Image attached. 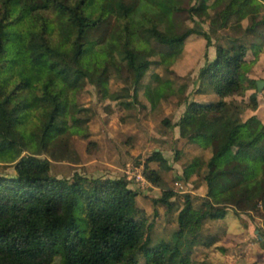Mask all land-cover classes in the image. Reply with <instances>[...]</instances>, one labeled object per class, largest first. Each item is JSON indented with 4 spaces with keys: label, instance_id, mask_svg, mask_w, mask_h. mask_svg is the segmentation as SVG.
Listing matches in <instances>:
<instances>
[{
    "label": "trees",
    "instance_id": "trees-1",
    "mask_svg": "<svg viewBox=\"0 0 264 264\" xmlns=\"http://www.w3.org/2000/svg\"><path fill=\"white\" fill-rule=\"evenodd\" d=\"M223 1L198 0L189 9L205 13L220 28L235 22L244 33L264 24V0H225L218 8ZM211 7L213 14L208 12ZM184 8L182 0H0V162L13 163L15 170L0 174V264H124L138 263L139 255L144 258L141 264H165L182 253L179 241L151 243L146 232L151 222H145L138 192L124 176L58 177L37 151L70 128L64 122L68 88L80 85L89 73L104 84L114 52L135 70L139 83L154 61H134L132 49L141 38L163 47L148 52L158 53L161 62L172 59L191 33L211 44V35L203 29L178 30L173 17ZM243 18L248 20L245 27ZM107 28L111 30L105 36ZM263 38L251 46L253 59ZM248 49V41L239 38L218 43L213 58L197 74L203 91L217 98L186 102L190 112L200 115L190 141L211 153L207 159L194 156L183 173L188 178L204 166L211 194L264 177V122L254 115L239 119L248 104L242 106L235 98L257 88L256 78L244 67ZM145 92L152 104L164 95L160 86L147 85ZM256 92L249 95L252 108L257 106ZM31 147L36 151L23 154ZM150 160L165 158L153 150L144 163L146 179L157 183L159 174L149 167ZM174 194L165 188L154 201L172 208ZM225 208L209 203L200 217L222 218ZM180 213L177 237L182 232Z\"/></svg>",
    "mask_w": 264,
    "mask_h": 264
},
{
    "label": "rangeland",
    "instance_id": "rangeland-1",
    "mask_svg": "<svg viewBox=\"0 0 264 264\" xmlns=\"http://www.w3.org/2000/svg\"><path fill=\"white\" fill-rule=\"evenodd\" d=\"M197 2L182 0L185 8L175 13L173 19L179 31L190 26L205 30L211 35V44L207 45L206 38L199 33H191L172 59L161 62L158 53H148L150 50L157 52L161 46L152 38H141L132 49L134 61L145 58L154 61L139 83L135 79V70L128 66L121 54L114 52V63L109 66L104 84L98 81L96 73H89L80 85L68 88L70 101L64 122L70 128L39 149L38 156L49 160L50 173L58 177L70 179L74 174L124 176L128 185L138 192L136 201L145 222H151L146 231L151 243L166 240L174 244L179 241L182 253L167 259L165 264H191L200 260L264 264V177L211 194L210 184L203 178L204 166L188 178L183 173L185 164L194 156L207 159L211 153L209 148L190 141L200 115L190 112L186 102L217 98L199 85V68L207 59L213 58L218 43L225 44L231 38H239L247 40L250 47L244 63L249 76L264 79V38L254 59L251 47L264 35V24L250 33H244L235 22L220 28L211 24L205 13H194L189 9ZM224 4L225 0L218 8ZM47 10L46 14L52 17V12ZM214 11L212 7L208 10L210 14ZM35 16L38 17V13ZM260 16L264 17V10ZM247 22V18L240 21L242 27ZM110 23L113 26L114 17L110 18ZM109 30L111 28L105 29V36ZM154 74L159 77L156 79ZM147 85L151 88L160 86L164 90V95L153 104L145 92ZM254 90L257 91V106L252 108L249 95ZM235 98L242 106L248 104L238 114L239 119L246 120L254 115L264 122V84L260 89H246ZM153 150L160 151L165 158V162H148L149 167L159 174L157 183L148 181L143 172L146 158ZM30 151L36 150L31 147L23 154ZM14 173L13 163L0 162V174ZM165 188L175 191L170 198L174 200L172 208L164 202L154 201ZM209 203L225 205L224 216L201 218L200 214ZM179 213L182 232L177 237ZM137 259L138 263L129 260L124 264H141L143 255Z\"/></svg>",
    "mask_w": 264,
    "mask_h": 264
},
{
    "label": "water",
    "instance_id": "water-1",
    "mask_svg": "<svg viewBox=\"0 0 264 264\" xmlns=\"http://www.w3.org/2000/svg\"><path fill=\"white\" fill-rule=\"evenodd\" d=\"M264 84V79H256V86L258 89H260L262 87V85Z\"/></svg>",
    "mask_w": 264,
    "mask_h": 264
}]
</instances>
